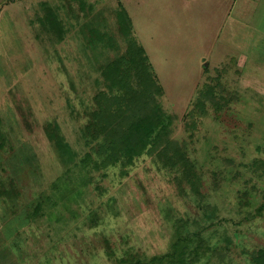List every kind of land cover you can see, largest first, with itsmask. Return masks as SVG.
Segmentation results:
<instances>
[{"label": "rangeland", "instance_id": "obj_1", "mask_svg": "<svg viewBox=\"0 0 264 264\" xmlns=\"http://www.w3.org/2000/svg\"><path fill=\"white\" fill-rule=\"evenodd\" d=\"M26 3L0 24V264H160L149 260L181 235L203 243L193 264H256L264 0ZM141 46L188 175L147 153L91 162L84 132L105 70Z\"/></svg>", "mask_w": 264, "mask_h": 264}, {"label": "trees", "instance_id": "obj_2", "mask_svg": "<svg viewBox=\"0 0 264 264\" xmlns=\"http://www.w3.org/2000/svg\"><path fill=\"white\" fill-rule=\"evenodd\" d=\"M132 55L128 68H123L120 62L107 66L108 90H100L95 95V105L88 111L89 121L84 134L87 143L93 145L95 158L91 162L95 169L118 163L128 166L147 153L188 175L193 165L184 147L172 137L177 116L162 107L159 97L163 94V87L142 46ZM52 139L60 149L66 146L61 139ZM257 213H262L261 208ZM189 238L188 235L179 236L173 242L172 251L155 255L149 262L193 264L206 252L201 253L203 243L191 247ZM250 256L254 263L264 264L263 249L253 250ZM140 263V260L134 262Z\"/></svg>", "mask_w": 264, "mask_h": 264}, {"label": "crops", "instance_id": "obj_3", "mask_svg": "<svg viewBox=\"0 0 264 264\" xmlns=\"http://www.w3.org/2000/svg\"><path fill=\"white\" fill-rule=\"evenodd\" d=\"M34 0H0V24L9 26L14 23L13 13L24 7V3ZM40 1V0H37ZM27 7H31L30 3H26Z\"/></svg>", "mask_w": 264, "mask_h": 264}]
</instances>
